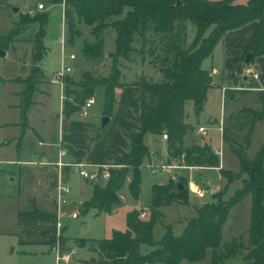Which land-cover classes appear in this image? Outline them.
I'll list each match as a JSON object with an SVG mask.
<instances>
[{
  "label": "trees",
  "instance_id": "16d2710c",
  "mask_svg": "<svg viewBox=\"0 0 264 264\" xmlns=\"http://www.w3.org/2000/svg\"><path fill=\"white\" fill-rule=\"evenodd\" d=\"M234 1L54 0L56 4L64 3L65 16L71 22L70 40L78 34L74 29L75 17L91 27L96 38L95 45L99 43L102 31L110 29L115 34V50L109 54L112 64L107 76L97 77L88 71L80 73L79 80H74L75 89L69 88V76L66 77L63 102L65 115L80 111L96 90L103 88V114L112 117L117 104L116 89L127 85L121 81L123 61L132 62L136 56L140 57L141 63L148 61L157 66L162 75V80L158 82L143 78L131 84L135 88L141 111L138 117L128 112V117L138 124L136 131L127 135L131 142L130 150L126 152L117 148L121 154L120 167L110 168V178L94 185L92 197L83 203V213L91 209L98 213H110L122 204L120 195L126 187L133 198H139L141 167L150 155L147 134L163 136L164 132L167 133L169 161L180 162L184 155L188 166H219L220 159L210 146L187 143L186 138L194 131V126L185 121V105L192 101L196 110L202 109L212 86L210 72L203 69L202 63L212 55L224 33L257 20L258 29L246 53L251 52L253 58L264 55V0H248L246 4H235ZM47 20L48 14L45 12L34 17L22 14L13 30L0 36V49L9 51L30 24H39L32 41L31 73L24 80L29 87L20 92L23 129L34 103L33 95L37 91L31 85L36 82V77L42 81L44 76L40 62L47 50ZM189 21L196 26V33L192 43L187 45ZM137 44H140L139 48L135 46ZM92 45L86 43L84 52L94 58ZM247 93L244 90H227L226 102ZM259 95L263 100L262 92L259 91ZM240 117L245 120L239 124L240 129L248 127L242 137V146L237 144L234 134L228 135L229 128L234 127L232 121ZM258 122H264V108L256 110L245 107L237 113H231L224 121L223 140L240 158L242 172L246 174L242 187L230 200L222 199L223 192L214 194L215 200L196 208V215L179 235L168 229L159 241H155L154 224L161 214L158 209L170 201L172 189L177 190L175 198L185 204L189 191L186 179L180 182L185 186L181 191H178L177 183L172 179L166 186L155 184L152 186L151 214L148 219L141 218L139 210L135 208L127 213L125 231L114 229L109 238L77 241L81 247L90 245L98 253V258L85 264H181L183 260L194 263L204 261L209 249L212 250V257L208 264H224L225 260L239 256H242L245 264H264V141L254 158L251 159L247 153ZM221 173L230 182L238 177L223 169ZM249 194L252 196V208L248 245L240 238L223 242V226L230 209ZM167 198L168 202L165 201ZM141 244L150 245L153 249L143 254L140 252ZM60 251H65L64 240L60 243Z\"/></svg>",
  "mask_w": 264,
  "mask_h": 264
},
{
  "label": "rangeland",
  "instance_id": "374dc122",
  "mask_svg": "<svg viewBox=\"0 0 264 264\" xmlns=\"http://www.w3.org/2000/svg\"><path fill=\"white\" fill-rule=\"evenodd\" d=\"M51 1L4 0L0 2V36L11 32L15 27V23L20 20L22 14L26 13L30 17H34L37 14L42 13L28 12L35 8L39 2H43L46 6V11H48L47 34L45 38L47 50L40 62L44 76L42 77V81L39 80V77H36L34 79L36 82L31 85L37 90L33 95L34 103L37 97L45 98V96L37 95L39 88L44 79H49L62 64L71 68V73L68 75L70 89H75L77 87L74 84V80H79L81 69H85L97 77L107 76L110 73L112 64L109 54L115 50V34L112 30L107 29L102 31L99 43L95 45L96 38L92 34L91 27L84 22L79 21L76 17L74 29L78 34L70 40V26L65 16V12L63 14L64 24L62 25L59 8L56 9L57 11L51 10L54 0ZM16 9H20V11L16 12ZM38 29V23L30 24L26 31L19 36L14 47H11L4 59L0 60V143L4 142L3 139L6 133L9 132V130L2 128L1 125L7 122L20 121V112L13 110L12 108L13 104L18 103V99L14 98V93L17 89H19L18 91H22L29 87L27 81L24 80H26L31 73L33 52L32 41ZM186 31L187 45H190L196 33V26L189 21L187 22ZM24 35L26 36L24 37ZM86 43L93 44L94 58L87 56L84 52V45ZM159 44L160 43L157 45ZM135 46L139 48L140 44ZM71 55H75V58L71 59ZM208 62L209 60L207 59L203 63V68L207 66ZM121 71V81L127 84L143 78L154 82L162 80L161 72L158 71L157 66L151 65L148 61L147 63H141V58L137 56L132 62L123 61ZM93 97L95 103L92 105V108H83L77 112V115L83 116L84 113L87 115L89 114L87 119L91 120L92 116L97 114L98 118L96 119V124L99 127V132H103L106 130V128L101 130L102 117H100L101 113L104 111L103 88H98ZM49 101L46 110L48 116L50 110H59L61 103L59 85L52 86V93ZM233 101L227 100L226 102L225 97L222 95L221 88L213 85L209 88L208 96L204 101L202 109L196 110L194 103L189 101L185 105V113L186 118H190L194 125H204L209 128L207 133L208 136H204L205 140L211 139V144L214 147H219L222 143L223 155L220 159L221 167L224 171L229 172L228 174H235L238 177L230 182L227 177L222 175L221 169L220 172L218 170H212L219 168L220 164H218V167L209 168L188 166L185 160L184 162H176L179 164H185L188 167H197L198 169H201L200 172L207 174L208 177L209 185L208 188H206L208 194L209 189L214 187V189L217 190L216 193L220 194L223 192V200H230L236 191L242 187V180L246 177V174L242 172L240 158L231 150L229 144L221 139L222 134L219 131L220 123L218 120L221 118L222 114L224 115V121H226L231 113H237L245 107H251L252 104L251 96H247V94L237 95L236 99ZM120 115L117 116L119 122L122 121ZM244 122L245 120L242 117L238 120L234 119V121H232L234 127H230L228 132V135L232 134L233 136L234 134L236 136L237 144L241 146L243 144L242 137L248 130V127L240 129L239 124ZM191 136L192 141L189 140L188 143H193L196 146H204L199 144L200 141L196 138L194 133ZM154 137L153 134H147V145L151 149H157L164 154L165 149L154 144ZM159 141L160 143L163 141V136L156 140V143H159ZM263 141L264 123L259 122L254 130L251 144L247 152L251 159L258 153ZM11 146H13V148L10 150L14 151L5 149V146L0 145V264H58L55 249L57 243H61L63 240L65 250L63 253H71V259L68 263L62 261L59 264H84L86 261L98 258V253L94 249H91L90 245L81 247L77 241L79 239L91 241L109 238L114 229L125 231L127 213L135 208L139 210L145 206H148L150 209L152 186L158 184L164 177H166L162 172L155 173L141 167V189L139 198H133L126 187L122 192L124 196L122 204L110 213H98L94 209L89 210L87 213H83L81 211L83 203L92 197L94 185L100 182H105L106 179L100 178L98 181L87 182L79 175L80 169L72 168L63 178L66 179L64 182L70 187V194L67 196L66 203L62 206V218L60 220L58 217L55 218L57 224L58 222L61 223L60 229H58V233L60 232L59 235L55 232L52 238L53 243L48 245L22 244L20 242L21 239L27 236L26 234L21 233L23 228L27 229L29 225L38 226L40 223L34 220L31 222H20L19 220V211H27V209H30L34 203L30 197L31 195L28 194L29 187L25 185L24 188H21L18 180L12 182L7 171H2L5 168H9L8 165H5L6 161L11 157L17 156L16 144L14 143V145ZM156 155L155 152H151L150 150L149 158L155 157L158 161H160V158H163L160 153H158L157 156ZM148 161V158L145 159L143 165H147ZM108 165H111L112 167H120L119 162ZM84 169L87 172H93L96 170V168L91 169L88 167H85ZM208 169L211 171H208ZM178 170L181 169H177L171 173L172 175L176 174L175 180H172L173 182L175 181V183L184 181V178L181 175H178ZM169 180L164 179L162 185H168ZM128 182L129 179L127 183ZM176 191L177 190L172 189L170 193L172 197L169 198L170 201L168 198L165 199L166 202H169L158 209L161 214L154 224L153 237L155 241H159L168 229H170L175 235H179L188 221L196 215V208L207 203L212 198L211 195H207L205 198H200L188 191V201L186 204H183L175 198L177 196L175 193ZM213 200H215V198H213ZM251 208L252 196L249 194L230 209L227 221L223 226V242L229 241L232 238H240L245 245H248ZM73 212L79 215L77 219L71 218ZM150 214L149 211L145 219H148ZM57 224L56 226H58ZM66 244L68 248L66 247ZM152 249L153 247L150 245H140V252L143 254L148 253ZM211 257L212 250L209 249L204 261L191 263L187 260H183L181 264H208L211 261ZM224 264L245 263L242 256H239L225 260Z\"/></svg>",
  "mask_w": 264,
  "mask_h": 264
},
{
  "label": "crops",
  "instance_id": "0c3cea01",
  "mask_svg": "<svg viewBox=\"0 0 264 264\" xmlns=\"http://www.w3.org/2000/svg\"><path fill=\"white\" fill-rule=\"evenodd\" d=\"M1 1L4 0H0V2ZM247 2L248 0L234 1L235 4H246ZM38 4L44 3L39 2ZM36 7L33 9H36ZM58 8L63 25L64 3H53V6H51V10L53 11H57L56 9ZM17 10L16 12L20 11V9ZM46 10L45 6V9L40 12L47 13L48 11ZM69 24H71V22H69ZM258 25L259 22L255 20L239 29L224 33L217 43L212 55L203 61L204 63L207 59L209 60L207 66L203 69L210 72L212 86H219L221 92L223 87L238 85L239 80L235 81V79L242 77V79H244V91L248 92L247 96H251V108L256 110L264 108V98L262 100L258 91V89L264 88V55L255 56L251 63H245V57L247 55V49L257 32ZM25 36L26 35H24V37ZM7 52L8 51H6V54ZM250 69L258 72L259 77L257 79H252V77L250 79V77H247L246 72ZM50 79L51 77L49 79L45 78L41 84L37 95L45 96V98L37 97L35 103H33L28 112L27 123L24 129L22 127L21 114H19V122H7L1 125L2 128L9 130V132L6 133L3 139L4 142H1L0 145L10 150L13 148L11 145L15 143L17 152L16 157H11L6 161L5 165H8L9 168H5L2 171H7L12 182L18 180L21 188L27 185V187H29L28 194L31 195L30 197L34 203L27 211H19V220L20 222H31L34 220L40 223L38 226L29 225L27 229L23 228L21 233L27 236L21 239L20 242L22 244H50L54 233L58 232V229H60L59 226H56L57 222L55 220V218L58 217L57 197L59 182L61 180L63 182L64 180L66 181V179L63 178L72 168L79 169L75 164H85V167L93 169L96 168V165H108L119 162L121 154L117 148L126 152L130 150L131 142L127 135L136 131L138 125L135 120L128 118V112L138 117L141 111L140 102L136 97L135 88L131 85L132 83H128L123 88H117V104L111 121L106 127V130L99 132V127L96 124V119L98 118L97 114H94L91 120L87 119L89 114L87 115L86 113H84L83 116H78L77 112L71 115H65L63 108L65 94L63 89L59 86L61 92L59 110H50L48 116L46 114L47 104L49 105L50 102L49 99L52 93V86L55 85L50 82ZM18 90L19 89L14 93V98L18 99V103L13 104L12 108L20 112L21 91ZM222 95L224 96L223 92ZM230 100L233 101L232 99ZM90 108H92V106ZM118 115H120L122 119L120 122L117 120ZM103 116L104 114L101 113L100 117ZM185 121L194 126V131L191 135L193 133L196 135V138L200 141L199 144L211 146L213 150L219 148L223 150L222 143L219 147H214L211 144V139H204V136H208V134L201 135L198 132L199 127L206 126H196L190 118H186ZM219 121L220 119L218 122ZM208 129L209 128H207V133ZM219 131L222 134L221 139H223L221 126L219 127ZM191 135L187 136V141H192ZM160 137L161 136L154 137V144L163 147L165 153L163 154L157 149L154 150L150 148V150L157 155L160 153V155L163 156L162 159H159L160 161L171 162L169 161L167 142L163 140L161 143L160 141L156 143V140L160 139ZM151 158L148 157V160L150 161ZM221 166L220 164L219 168L212 170H218L220 172V169L222 170ZM142 168L148 169L146 165H142ZM200 171L201 169L197 167H188L178 170V175H181L187 180L189 192L200 197L196 191L203 190L204 196L200 198L211 195L212 198L208 202H212L214 201L213 195L216 194L217 190H215L214 187L210 188L208 194L206 189L209 185L207 174L201 173ZM208 171L211 170L208 169ZM175 175L176 174H165L164 176L166 177L158 184L162 185L164 179L175 180ZM193 184L196 186V189L193 188ZM74 213L75 212L72 214Z\"/></svg>",
  "mask_w": 264,
  "mask_h": 264
},
{
  "label": "built area",
  "instance_id": "2783aa9c",
  "mask_svg": "<svg viewBox=\"0 0 264 264\" xmlns=\"http://www.w3.org/2000/svg\"><path fill=\"white\" fill-rule=\"evenodd\" d=\"M45 9L44 4H38L36 9L30 10L29 13H34V12H40L42 10ZM64 24V23H63ZM71 59L75 58V55H71L70 56ZM71 73V68L65 66L64 64L61 65V67L56 70V72L51 76L50 82L52 84L55 85H59L61 87V89H63L64 92V87H65V80L66 77ZM247 77H252V79H257L259 77L258 72H255L254 70H248L246 72ZM243 83H244V79H242V77L240 78L238 85L236 86H229V87H223L222 88V92L224 94L225 97V93L227 90H244L245 88L243 87ZM258 91L262 92L263 94V98H264V88H260L258 89ZM95 103V99L94 97H91L87 100L84 108H90L93 104ZM220 126H221V130L223 132V125H224V115L222 114L221 118H220ZM198 132L201 135H206L207 134V128L206 127H199L198 128ZM163 140L167 141L168 140V135L167 133L163 134ZM213 152L219 157V159L222 158L223 155V150L222 148L219 149H214ZM177 161H171V162H162V161H158L157 159H155L154 157L151 158V160L149 161V163L146 165V167L151 170L152 172H162L163 174H171L173 171H176L177 169H184V168H188L187 165L185 164H179L176 163ZM180 162H184V155H182L181 157V161ZM76 167H78L79 170V175L81 177H83L87 182L88 181H98L100 178L106 179L108 180L110 178V167H112L111 165H96V170L93 172H87L84 167L85 164H75ZM196 193L200 196L203 197L204 196V191L203 190H198L196 191ZM70 194V187L64 183L62 180L59 182V186H58V197H57V208H58V219L60 220L62 218V206L63 204L66 203V199L67 196ZM120 199L123 200L124 196L123 194L120 195ZM150 211L148 206H145L143 208L139 209L140 212V217L145 219V217L147 216V213ZM78 214L74 213L72 214V218H77ZM60 222H58V226L60 227ZM58 233V232H57ZM60 233V232H59ZM58 233V235H59ZM56 254H57V262L58 264L60 262H65L68 263L71 259V253L69 254H64L61 253L60 251V243H57L56 246Z\"/></svg>",
  "mask_w": 264,
  "mask_h": 264
},
{
  "label": "water",
  "instance_id": "95a60500",
  "mask_svg": "<svg viewBox=\"0 0 264 264\" xmlns=\"http://www.w3.org/2000/svg\"><path fill=\"white\" fill-rule=\"evenodd\" d=\"M15 11H18V10L16 9ZM5 56H6V51L0 49V60H2ZM252 58H253V54L251 52H248L246 57H245V63H249ZM84 71H85L84 69H81L80 73L82 74V73H84ZM245 80H246V78H245ZM110 121H111V116L104 115L102 117V120H101V130H104L108 126ZM177 186H178L179 191H181L185 188V186L179 182H177Z\"/></svg>",
  "mask_w": 264,
  "mask_h": 264
},
{
  "label": "bare ground",
  "instance_id": "6f19581e",
  "mask_svg": "<svg viewBox=\"0 0 264 264\" xmlns=\"http://www.w3.org/2000/svg\"><path fill=\"white\" fill-rule=\"evenodd\" d=\"M193 188L196 189V186L193 184Z\"/></svg>",
  "mask_w": 264,
  "mask_h": 264
}]
</instances>
